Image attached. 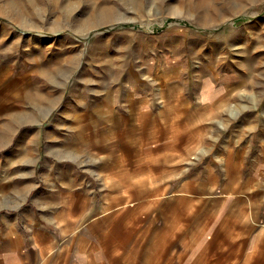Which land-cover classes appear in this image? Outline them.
Listing matches in <instances>:
<instances>
[{
    "label": "crops",
    "instance_id": "crops-1",
    "mask_svg": "<svg viewBox=\"0 0 264 264\" xmlns=\"http://www.w3.org/2000/svg\"><path fill=\"white\" fill-rule=\"evenodd\" d=\"M20 31L0 24V45L21 47ZM183 73L172 81L181 90L175 104L185 106L168 121L165 80L157 106L145 89L104 100L106 119L88 127L97 152L91 182L58 166L25 203L37 176L20 174L24 188L0 171L9 181L0 183V264H264V120L251 106L234 118L219 110L233 80H214L206 102L204 75ZM210 111L217 116L209 119ZM10 145L2 161L13 165Z\"/></svg>",
    "mask_w": 264,
    "mask_h": 264
},
{
    "label": "rangeland",
    "instance_id": "rangeland-1",
    "mask_svg": "<svg viewBox=\"0 0 264 264\" xmlns=\"http://www.w3.org/2000/svg\"><path fill=\"white\" fill-rule=\"evenodd\" d=\"M32 2L33 5H28L32 10L26 8L38 13L29 16L33 20H27L34 23L35 28L21 27L11 17L0 16V24L10 30H22L23 41L18 49L9 47V44L4 47L0 45V74L3 78L0 89L1 131L14 113L17 119L12 134L0 137L7 139L4 150L0 149V160L6 162L0 164V171L10 173L8 178H12L11 182L24 185V188L26 182H23L25 179L20 174L31 171L37 176L33 186L24 192L27 193L25 203L33 202L41 187L46 186L45 180L48 178L44 173H48L49 179H52L57 175L58 166L64 176L67 170L74 169L83 182L94 180L92 173L97 162L93 153L97 152L82 147L76 150L80 152V157L75 158L68 151L77 146V134L82 129L106 119L104 113L107 114V106L101 105L105 99L112 98L113 102L117 97L118 101L131 89H145L146 94L151 93V102L157 106L161 103L158 89H162V84H159V79L165 80L162 83L170 97L164 99L169 109L162 116L166 117V121L170 120L168 116L185 106L181 98L175 104L174 93L180 88L172 81L182 71V75L189 77L196 73L197 78L204 75L202 92L206 102L211 100L207 98L209 85L216 86L213 83L217 80L214 74H219L220 80H233L229 84L230 90L225 93H233L229 94L232 100L228 102L226 113L234 118L251 106L252 111H256L264 120V76L260 75L264 66L262 70L256 67L261 60L264 61V0ZM26 4V0H0L3 10L21 9ZM110 6L117 16L106 22L101 21V13L108 11ZM65 9L70 10L72 17L67 15ZM57 21H65L64 27L54 29L52 26ZM78 24L84 25L81 31L76 29ZM6 40L9 43L12 38ZM14 59H18V62H13ZM255 67L258 70L254 71ZM170 68L173 72L166 74V69ZM252 74L256 76V83L252 87L244 82L234 87L236 81H247L253 77ZM245 92L251 93L252 102L233 100V95H243ZM42 94L57 102L48 104L45 110L37 109L30 103L29 97L38 101ZM223 98L219 110H222ZM238 103L248 105V109L236 110ZM28 114L29 117L32 114L34 120L27 118ZM208 116L212 119L217 114L210 111ZM236 120L234 123L237 124L241 118ZM233 129L225 128L222 132L228 135ZM85 132L87 134L88 129ZM11 139L14 142L10 145ZM21 139H37L36 144L29 145L33 147L28 153L29 157L26 153L29 146L23 147L24 143L20 146ZM9 145L17 149L16 163L13 165L2 161L8 158ZM58 155L61 158L58 159ZM15 170L17 175L11 173ZM5 176L0 175L1 184L9 182ZM251 214L249 212L247 218ZM122 237L120 227L119 238Z\"/></svg>",
    "mask_w": 264,
    "mask_h": 264
},
{
    "label": "bare ground",
    "instance_id": "bare-ground-1",
    "mask_svg": "<svg viewBox=\"0 0 264 264\" xmlns=\"http://www.w3.org/2000/svg\"><path fill=\"white\" fill-rule=\"evenodd\" d=\"M55 1V0H54ZM6 2V1H5ZM26 2H27V4L25 5V7L24 8H21V9H19L18 7L17 8H15V9H7V10H3V8L2 7H0V16H5V15H7L8 17H11L12 18V20L16 23V24H19L21 27H25V28H28V29H32V28H35L36 27V25L34 24V23H30L27 19H31V20H33V18H31V17H29V16H33V15H37V13H38V11H36V12H27L26 10H28L27 8H26V6L29 8V4L30 5H33V2H32V0H26ZM9 3H10V1H9ZM6 4V3H5ZM11 4V3H10ZM16 4L17 5H19L20 3L19 2H16ZM15 5V4H14ZM50 5V4H49ZM59 6H60V4H59ZM109 6V5H108ZM7 7V6H6ZM11 7V6H10ZM67 8V7H66ZM104 8V7H103ZM107 8V7H106ZM30 10H32L31 8H29ZM34 10H36V9H34ZM66 10V12L68 13L67 15H69L70 17H72V15H71V12H70V10H67V9H65ZM65 10H64V12H65ZM63 11V10H62ZM66 15V16H67ZM117 16V13H116V11H115V9H113V8H111V6H110V8H109V10L108 11H103L102 13H101V15H100V20L101 21H104V22H106V21H108L107 19H111V17H116ZM122 18V17H121ZM10 19V18H9ZM11 20V19H10ZM69 20V19H68ZM12 21V22H13ZM116 21V20H115ZM90 23V22H89ZM88 23V24H89ZM64 24H65V21L64 22H60V21H57V22H55L54 24H53V28L54 29H61V28H63L64 27ZM84 26V25H83ZM81 24H78V26L76 27V29L78 30V31H81V29H82V27H83ZM87 26V25H86ZM73 27V26H72ZM73 30V29H72ZM86 30V29H85ZM85 33V32H84ZM257 63V62H256ZM262 66H264V61H260L259 62V65L258 64H256V67H261V70H262ZM254 68V71L255 70H258V68ZM67 72V71H66ZM171 72H173V70L170 68V69H166V74H170ZM250 73H252V67H251V69H250ZM256 73V72H255ZM71 74V73H70ZM247 74V73H246ZM257 74V73H256ZM253 75V77H251V78H249V80H247V81H239V83H238V81H236V84L234 85V87L235 86H238V85H240V84H242V82H244L245 84H246V86H248V84H249V86L250 87H252L255 83H256V76H255V74H252ZM260 75L261 76H264V71L263 72H261L260 73ZM214 76H215V78L217 79V80H220L221 79V77L219 76V74H214ZM63 77V76H62ZM64 78V77H63ZM210 81L208 80V83H209ZM238 83V84H237ZM209 87H210V91H209V94H208V96H207V98L208 99H211L212 98V96L214 95V94H216V90H215V87L216 86H214L213 87V85L211 84V86L209 85ZM232 87V86H231ZM226 89V88H225ZM230 90V87H227V92ZM33 97H37V96H33ZM250 98H252V95H251V93L250 92H245L243 95L242 94H235V95H233V100H236V101H238V100H243V99H245V100H248V101H251L252 102V99H250ZM29 99H30V103L31 104H34V106L37 108V109H39V110H45L46 109V107L48 106V104H51V103H53V104H55V102H57V100H52L51 98H49L47 95L46 96H44L43 94L40 96V100H38V101H34V100H31V99H33V98H31V97H29ZM230 100H232V97L231 96H229V93L228 94H226V96H224V98H223V105H222V108L223 109H225V111L227 112L228 111V108H229V101ZM60 101V100H59ZM59 101H58V103H59ZM239 102V101H238ZM57 103V104H58ZM40 104H41V106L42 107H40ZM131 104V103H130ZM45 107V108H44ZM176 108V107H175ZM177 109V108H176ZM243 109H248V106H245V105H242V104H240V103H238V105H236V110H243ZM44 112V111H43ZM21 116V115H20ZM27 118H31L32 120H34L33 118V116H32V114H30V117H29V114H28V116H27ZM16 114L14 113L12 116H11V119H10V121L7 123V125L6 126H4V128H3V130L1 131V129H0V131H1V133H0V137L1 138H5V137H9L11 134H12V131H13V129L16 127ZM127 119H125V121H126ZM22 121H23V119H22ZM23 122H25V121H23ZM27 123V122H26ZM115 123H116V121H115ZM29 124V123H28ZM31 125V124H30ZM120 126H121V124H120ZM126 126H127V124H126ZM88 128H84V129H82L80 132H79V134H77L78 136H77V138L76 139H78L77 140V142L78 143H76V144H78L77 145V147H75L77 150H79V149H81L82 147L83 148H87L88 150H89V148H91L92 147V145L94 144V142H92V139L93 138H95V137H93V135H91L90 136V134H89V132L87 133V134H85L86 132V130H87ZM15 131V130H14ZM3 135V136H2ZM5 140H7V139H0V149H3L4 147H6V145L7 144H4L6 141ZM4 144V145H3ZM25 146V144H23V147ZM30 147V146H29ZM27 150V149H26ZM29 150V149H28ZM98 150V149H97ZM69 155H73L75 158H77V157H80V155H76V154H74V152H69L68 153Z\"/></svg>",
    "mask_w": 264,
    "mask_h": 264
}]
</instances>
